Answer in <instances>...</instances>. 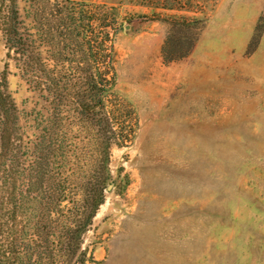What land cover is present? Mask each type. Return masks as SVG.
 I'll use <instances>...</instances> for the list:
<instances>
[{
	"label": "rangeland",
	"instance_id": "1",
	"mask_svg": "<svg viewBox=\"0 0 264 264\" xmlns=\"http://www.w3.org/2000/svg\"><path fill=\"white\" fill-rule=\"evenodd\" d=\"M13 1L21 16L28 7L0 0V78L25 139L49 105L7 57ZM84 1L114 8L124 26L116 91L138 123L132 143L111 151L84 246L97 264H264V0ZM193 20L189 54L165 63L166 41Z\"/></svg>",
	"mask_w": 264,
	"mask_h": 264
},
{
	"label": "trees",
	"instance_id": "2",
	"mask_svg": "<svg viewBox=\"0 0 264 264\" xmlns=\"http://www.w3.org/2000/svg\"><path fill=\"white\" fill-rule=\"evenodd\" d=\"M27 2L22 16L12 2L1 32L7 57L15 56L35 92L47 93L49 109L34 114L32 137L16 136L2 75L0 264H97L85 238L105 203L111 151L129 146L138 126L116 91L114 40L124 26L114 8L84 0ZM200 23L179 26L162 49L165 63L189 54L196 37L189 41L186 30Z\"/></svg>",
	"mask_w": 264,
	"mask_h": 264
}]
</instances>
